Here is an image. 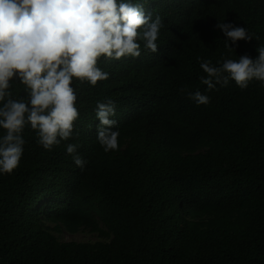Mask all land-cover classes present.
I'll use <instances>...</instances> for the list:
<instances>
[{
	"label": "trees",
	"instance_id": "obj_1",
	"mask_svg": "<svg viewBox=\"0 0 264 264\" xmlns=\"http://www.w3.org/2000/svg\"><path fill=\"white\" fill-rule=\"evenodd\" d=\"M132 2L161 17L158 51L141 42L138 58L100 59L107 80H74L79 117L50 151L25 126L19 166L0 173V264H264V84L200 81L201 60L258 57L264 0ZM218 22L253 39L226 48ZM9 91L28 99L18 80ZM197 91L207 105L190 98ZM109 100L119 148L105 152L96 108Z\"/></svg>",
	"mask_w": 264,
	"mask_h": 264
},
{
	"label": "clouds",
	"instance_id": "obj_2",
	"mask_svg": "<svg viewBox=\"0 0 264 264\" xmlns=\"http://www.w3.org/2000/svg\"><path fill=\"white\" fill-rule=\"evenodd\" d=\"M161 17L146 14L144 5L132 0H0V173L11 174L18 166L25 140L26 125L36 131L37 142L46 150L72 137L79 117L73 81L91 86L107 80L109 74L98 67L101 58H138L141 42L146 50L158 51ZM226 37L225 47L238 41H251L245 27L218 22L215 26ZM258 57L224 59L220 66L201 60L206 76L200 81L212 90L233 80L241 89L252 80L264 84V46ZM219 63V62H218ZM18 80L28 99H13L9 89ZM183 91V89L181 90ZM190 98L207 105L210 98L197 91ZM115 104L98 103L97 140L105 152L118 150L119 131ZM77 145L68 144V154ZM81 169L86 161L73 155Z\"/></svg>",
	"mask_w": 264,
	"mask_h": 264
},
{
	"label": "rangeland",
	"instance_id": "obj_3",
	"mask_svg": "<svg viewBox=\"0 0 264 264\" xmlns=\"http://www.w3.org/2000/svg\"><path fill=\"white\" fill-rule=\"evenodd\" d=\"M59 236L62 240H77V241H95L101 239L97 234L93 233H84V232H67L62 231L59 233Z\"/></svg>",
	"mask_w": 264,
	"mask_h": 264
}]
</instances>
